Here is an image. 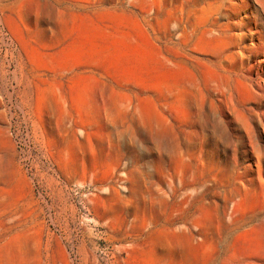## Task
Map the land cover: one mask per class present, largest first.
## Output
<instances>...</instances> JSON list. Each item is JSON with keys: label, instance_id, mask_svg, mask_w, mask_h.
I'll use <instances>...</instances> for the list:
<instances>
[{"label": "rangeland", "instance_id": "obj_1", "mask_svg": "<svg viewBox=\"0 0 264 264\" xmlns=\"http://www.w3.org/2000/svg\"><path fill=\"white\" fill-rule=\"evenodd\" d=\"M227 2L0 0V264H264V0Z\"/></svg>", "mask_w": 264, "mask_h": 264}, {"label": "bare ground", "instance_id": "obj_2", "mask_svg": "<svg viewBox=\"0 0 264 264\" xmlns=\"http://www.w3.org/2000/svg\"><path fill=\"white\" fill-rule=\"evenodd\" d=\"M198 1V0H197ZM207 1V0H206ZM216 1V0H215ZM228 1V0H227ZM247 1H250V0H247ZM259 1V0H258ZM204 2V1H203ZM220 2V1H219ZM237 2V1H236ZM256 2V1H255ZM234 3V2H233ZM249 3V2H248ZM212 4H215V3H212ZM222 5H225V11H226V15L227 17H232V16H236L237 15V12H234L233 9L231 10V6L228 5V2L226 3V0L224 2V0H221V3ZM195 5V4H194ZM201 5V4H200ZM221 8V5L219 6ZM218 7V8H219ZM203 8V7H202ZM213 8V7H212ZM223 9V7H222ZM221 10V9H220ZM218 9V11H220ZM217 11V10H216ZM217 11V12H218ZM224 11V10H223ZM257 11L259 12V14L261 15V19L263 18L264 20V6L263 5H260V7H257ZM222 12V11H221ZM224 13V12H223ZM224 15V14H223ZM222 15V16H223ZM246 15V14H245ZM249 15V14H248ZM246 15V16H248ZM245 17V16H244ZM260 17V16H258ZM242 18V17H241ZM241 21V20H240ZM246 21V20H245ZM230 22V21H229ZM239 22V21H238ZM236 23V22H235ZM240 23V22H239ZM242 23V22H241ZM261 24V23H260ZM259 24V25H260ZM226 25V24H225ZM219 28V27H218ZM238 29V28H237ZM234 30V29H233ZM257 31V30H255ZM250 32V31H249ZM259 32V30H258ZM261 32V30H260ZM226 34V33H225ZM229 39V38H228ZM257 41V40H256ZM254 42V41H253ZM251 45V44H250ZM230 47V46H229ZM250 47V46H249ZM244 49V48H243ZM249 50L251 51L249 54V60L253 59L254 55L253 54H256L257 56H264V38L263 37H259L258 38V42L256 44H254L253 46H251L249 48ZM244 51V50H243ZM247 51V50H246ZM244 53V52H243ZM247 53V52H246ZM237 54V53H236ZM246 57V56H245ZM238 58V57H237ZM233 59V58H232ZM264 61V58H262L260 60V62ZM259 62V63H260ZM252 64V63H251ZM253 68H255V64L253 65H250L248 68H247V71L246 73L244 74V83L243 84V88L244 90L248 93L249 95V103L252 104V109L254 111L259 112L260 109H264V86L262 84L261 81L258 80V78H261L260 76V73L259 72H256V75H258V77H254L253 75H251V71H253ZM256 69V68H255ZM245 72V71H244ZM243 72V73H244ZM239 73V72H238ZM230 74V73H229ZM243 78V76L241 77ZM233 80V79H232ZM225 81V80H224ZM228 82V81H227ZM235 84V83H234ZM232 85V84H231ZM230 86V85H229ZM228 87V86H227ZM236 88V87H235ZM234 89V88H233ZM231 91V90H230ZM242 92V91H241ZM221 93V91H220ZM232 95V94H231ZM247 95V97H248ZM234 96V95H233ZM232 96V97H233ZM210 98V97H209ZM212 98V97H211ZM216 98V97H215ZM247 99V98H246ZM219 100V99H218ZM240 101V100H239ZM247 101V102H248ZM211 102V100H210ZM242 102V101H241ZM224 107V105H223ZM251 109V108H250ZM218 111V110H217ZM264 111V110H263ZM255 113V112H254ZM264 114V113H263ZM248 115V114H247ZM260 116V115H259ZM263 118V117H262ZM238 119V118H237ZM234 121V120H233ZM245 121H248L249 120H245ZM251 123V122H250ZM216 131V130H215ZM246 131V130H245ZM217 134V132H216ZM257 134V133H256ZM247 142V141H246ZM232 144V143H231ZM231 147V145H230ZM242 180V179H241Z\"/></svg>", "mask_w": 264, "mask_h": 264}]
</instances>
